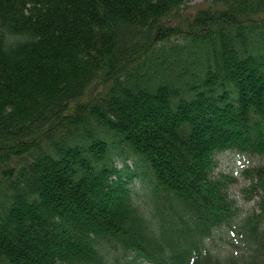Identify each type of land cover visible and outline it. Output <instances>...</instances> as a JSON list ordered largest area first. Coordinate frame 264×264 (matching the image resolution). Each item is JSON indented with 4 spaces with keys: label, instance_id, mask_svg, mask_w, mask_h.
I'll use <instances>...</instances> for the list:
<instances>
[{
    "label": "trees",
    "instance_id": "trees-1",
    "mask_svg": "<svg viewBox=\"0 0 264 264\" xmlns=\"http://www.w3.org/2000/svg\"><path fill=\"white\" fill-rule=\"evenodd\" d=\"M190 1L0 0V264H264V0Z\"/></svg>",
    "mask_w": 264,
    "mask_h": 264
},
{
    "label": "rangeland",
    "instance_id": "rangeland-1",
    "mask_svg": "<svg viewBox=\"0 0 264 264\" xmlns=\"http://www.w3.org/2000/svg\"><path fill=\"white\" fill-rule=\"evenodd\" d=\"M204 0H192L187 4V10L194 8L201 4ZM219 166L217 172H226L235 174L238 178L236 183L231 185L230 192L232 197L236 198V203L239 207L238 211L241 216H246L254 211H258L256 207V199H246L245 195L241 192L243 186L248 185L250 182L241 175V170L249 165L261 164L264 161L262 156H254L253 154H241L234 151H225L217 157ZM234 240L227 233L222 230L215 232L214 236L209 239L212 249L214 251L224 249L225 247H232ZM143 263V262H142ZM146 264V263H143Z\"/></svg>",
    "mask_w": 264,
    "mask_h": 264
},
{
    "label": "bare ground",
    "instance_id": "bare-ground-1",
    "mask_svg": "<svg viewBox=\"0 0 264 264\" xmlns=\"http://www.w3.org/2000/svg\"><path fill=\"white\" fill-rule=\"evenodd\" d=\"M226 151H230V150H226ZM247 154H249V153H247ZM253 155H254V156H257L258 154H257V155L253 154ZM257 165H259V164H257ZM218 166H219V163H218ZM253 166H256V165H249V166H247V167H245V168L253 167ZM245 168H244V169H245ZM244 187H245V186H243V188H244ZM243 188H242V189H243ZM249 200H253V199H249Z\"/></svg>",
    "mask_w": 264,
    "mask_h": 264
}]
</instances>
